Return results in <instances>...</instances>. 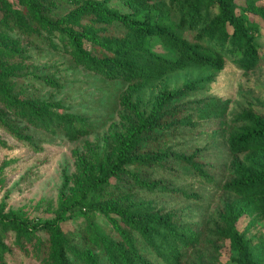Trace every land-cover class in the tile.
I'll return each instance as SVG.
<instances>
[{
    "label": "trees",
    "instance_id": "trees-1",
    "mask_svg": "<svg viewBox=\"0 0 264 264\" xmlns=\"http://www.w3.org/2000/svg\"><path fill=\"white\" fill-rule=\"evenodd\" d=\"M256 19L264 23V0H0V129L17 142L40 152L48 140L76 142L96 131L88 113L40 95L65 80L28 72L18 36L32 43L30 52L41 46L67 56L103 89L127 85L119 127L102 151L76 158L51 218L5 213L0 204V264H220L225 244L232 264H262L264 233L248 238L235 223L240 216L249 227L264 223V116L245 109L228 123V101L205 95L227 61L244 73L264 69ZM152 39L176 58L153 52ZM190 70L194 77L180 87L143 101L168 76ZM210 123L215 134L230 126L227 182L224 164L217 176L214 160L184 147ZM9 164L0 163V185ZM183 178L213 186L222 208L196 216L201 196L183 189Z\"/></svg>",
    "mask_w": 264,
    "mask_h": 264
},
{
    "label": "rangeland",
    "instance_id": "rangeland-1",
    "mask_svg": "<svg viewBox=\"0 0 264 264\" xmlns=\"http://www.w3.org/2000/svg\"><path fill=\"white\" fill-rule=\"evenodd\" d=\"M10 1V0H9ZM244 4V0H238ZM260 26L259 43H264V23L257 20ZM13 37V36H12ZM14 38V37H13ZM17 39V38H15ZM21 47L28 51V59L25 64L30 73L52 75L55 78H62L60 91L52 88L39 89L40 95L44 98L53 95L56 101H63L65 110L70 113L83 111L88 113L95 122L96 131L76 142L66 140H48L42 145V151L34 152L17 142L5 131L0 129V140L5 146L0 145V163L9 161V166L2 175L0 185V204H4V212L16 211L24 214L28 219L43 220L53 216L56 210L59 196L63 190V181L69 178L75 171V162L87 149L102 151L106 147L109 134L114 128L119 127L120 117L123 110L119 105V96L125 94L127 85L124 87H108V91L101 87V83L95 81L96 77L91 76L81 68L73 67L67 56L54 51L44 50L41 46L34 48L30 52L32 45L27 38L18 36L17 39ZM153 52L160 56L175 59L176 56L164 49L156 39L151 40ZM194 77V71H184L173 74L165 78L156 87L147 90L141 97L145 102L148 98L154 97L164 88L180 87L186 80ZM118 90V92H117ZM205 95L216 97L228 101L225 120L229 123L232 118L245 109H252L257 114L264 116V69L244 73L238 70L231 62H226L221 72L214 74V81L208 87ZM229 127L218 130L213 123L204 124L197 131L190 134V143H184V147L189 146L200 149L199 155L204 159L214 160L211 172L218 176L221 164V181L227 182L231 179V163L234 158L228 154L227 138ZM183 189L193 190L201 196V205L195 215L200 219L211 218L212 215L222 208L224 197L217 192L213 186L193 182L188 178L180 181ZM166 203L170 199H165ZM175 203L182 205L181 199H174ZM180 200V201H179ZM98 224H104L103 218L99 215L92 217ZM233 220V211H227V220ZM80 223L79 219L70 222L67 226L69 230ZM239 232L246 234L248 238L264 233L263 226L255 225L249 227V219L240 216L235 223ZM257 241L254 240V243ZM232 254L227 244L219 248V263L232 264L230 262ZM264 264V256L261 257ZM7 264L12 263L10 260Z\"/></svg>",
    "mask_w": 264,
    "mask_h": 264
}]
</instances>
